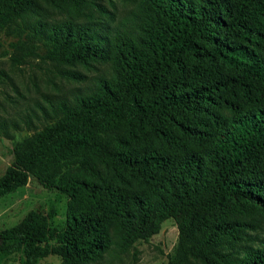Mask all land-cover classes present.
Here are the masks:
<instances>
[{"label": "trees", "instance_id": "trees-1", "mask_svg": "<svg viewBox=\"0 0 264 264\" xmlns=\"http://www.w3.org/2000/svg\"><path fill=\"white\" fill-rule=\"evenodd\" d=\"M120 1L135 9L111 29L86 0H0V32L41 2L67 14L32 22L45 58L106 67L59 69L83 85L9 124L54 121L15 144L0 198L32 176L68 200L60 229L29 212L1 230L0 255L109 263L171 219L167 264H264V0Z\"/></svg>", "mask_w": 264, "mask_h": 264}, {"label": "rangeland", "instance_id": "rangeland-1", "mask_svg": "<svg viewBox=\"0 0 264 264\" xmlns=\"http://www.w3.org/2000/svg\"><path fill=\"white\" fill-rule=\"evenodd\" d=\"M87 10H95L94 16H101L97 9L105 11L104 18H110L109 27L115 28L135 9L131 3L120 0H86ZM37 15L16 19L12 25L0 32V121L7 123V136L0 131V176L13 163V147L18 142L31 137L52 120H33L34 130L21 129L12 131L11 122L21 124L22 117L30 113L35 102L42 103L43 95L64 94L82 83H75L63 78L58 70L66 68L76 71L87 78L105 71V65L97 62L64 67L45 58L48 47L38 42L31 29L36 19L54 23L66 19L67 14L59 8L50 7L39 2ZM86 11V10H85ZM67 197L52 188H44L32 176L27 178L23 187L0 198V231L16 226L29 212L48 215L50 227H63ZM177 241V229L171 220L163 221L156 234L145 241L135 242L118 259L101 264H167ZM52 244V243H51ZM0 264H23L20 253L1 256ZM36 264H63L57 255H48ZM186 264H200L192 259Z\"/></svg>", "mask_w": 264, "mask_h": 264}]
</instances>
